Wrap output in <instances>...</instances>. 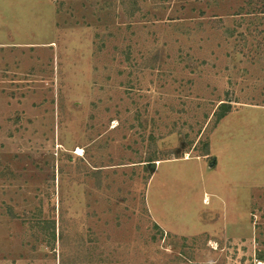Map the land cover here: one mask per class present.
I'll return each instance as SVG.
<instances>
[{
    "label": "rangeland",
    "instance_id": "1",
    "mask_svg": "<svg viewBox=\"0 0 264 264\" xmlns=\"http://www.w3.org/2000/svg\"><path fill=\"white\" fill-rule=\"evenodd\" d=\"M0 264H264V0H0Z\"/></svg>",
    "mask_w": 264,
    "mask_h": 264
},
{
    "label": "trees",
    "instance_id": "2",
    "mask_svg": "<svg viewBox=\"0 0 264 264\" xmlns=\"http://www.w3.org/2000/svg\"><path fill=\"white\" fill-rule=\"evenodd\" d=\"M230 105L223 103L221 106V113L218 114V122L229 112ZM208 147V145H207ZM208 152V150H206ZM204 155H208V153H205ZM155 165V164H154Z\"/></svg>",
    "mask_w": 264,
    "mask_h": 264
},
{
    "label": "bare ground",
    "instance_id": "3",
    "mask_svg": "<svg viewBox=\"0 0 264 264\" xmlns=\"http://www.w3.org/2000/svg\"><path fill=\"white\" fill-rule=\"evenodd\" d=\"M82 152H83V151H82V149H81V148H78V150H77V152H76V153H77L78 155H81V154H82Z\"/></svg>",
    "mask_w": 264,
    "mask_h": 264
}]
</instances>
